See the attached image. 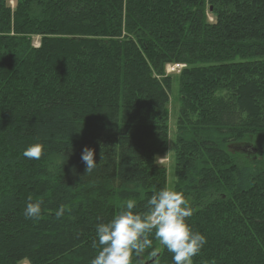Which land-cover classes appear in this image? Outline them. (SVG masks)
Instances as JSON below:
<instances>
[{
	"label": "trees",
	"instance_id": "trees-1",
	"mask_svg": "<svg viewBox=\"0 0 264 264\" xmlns=\"http://www.w3.org/2000/svg\"><path fill=\"white\" fill-rule=\"evenodd\" d=\"M13 1L0 0V264H91L96 225L167 188L174 63L171 190L206 240L192 264H264V0ZM37 142L41 159L24 158ZM148 238L133 264H173Z\"/></svg>",
	"mask_w": 264,
	"mask_h": 264
},
{
	"label": "clouds",
	"instance_id": "clouds-1",
	"mask_svg": "<svg viewBox=\"0 0 264 264\" xmlns=\"http://www.w3.org/2000/svg\"><path fill=\"white\" fill-rule=\"evenodd\" d=\"M46 145L33 143L22 153L30 160H39L44 155ZM81 160L85 164V174L96 168L94 151L88 147L82 150ZM42 199L29 202L24 210L25 218L39 220L42 212ZM136 201L127 199L122 210L108 223L96 225V236L100 250L91 264H133L147 248L152 247L148 238L153 234L161 246L172 254L173 264H192V258L199 255L206 243L205 238L194 232L186 223L193 211L182 192L162 189L147 201L145 213H136ZM70 211L61 205L56 211L57 219ZM96 245L94 244V247Z\"/></svg>",
	"mask_w": 264,
	"mask_h": 264
},
{
	"label": "rangeland",
	"instance_id": "rangeland-1",
	"mask_svg": "<svg viewBox=\"0 0 264 264\" xmlns=\"http://www.w3.org/2000/svg\"><path fill=\"white\" fill-rule=\"evenodd\" d=\"M13 0H10V3L13 4ZM37 41L34 40V44H36ZM166 66L164 69V73L166 74ZM176 68V67H175ZM174 69V68H173ZM177 71V69H175ZM177 73L172 72L170 75L172 77V84H171V91H170V98H169V134H168V146L165 154L161 157H159L158 162L164 163L167 169V189L171 190V180H172V174H171V162L173 158V148H174V129H175V121L179 110V101L177 99L178 94V80L175 76Z\"/></svg>",
	"mask_w": 264,
	"mask_h": 264
},
{
	"label": "bare ground",
	"instance_id": "bare-ground-1",
	"mask_svg": "<svg viewBox=\"0 0 264 264\" xmlns=\"http://www.w3.org/2000/svg\"><path fill=\"white\" fill-rule=\"evenodd\" d=\"M176 67V68H175ZM182 67L181 64L179 63H174V64H167L166 66V74H170L172 72H176L175 69H177L178 71L180 70V68ZM174 68V69H173ZM177 73V72H176Z\"/></svg>",
	"mask_w": 264,
	"mask_h": 264
}]
</instances>
